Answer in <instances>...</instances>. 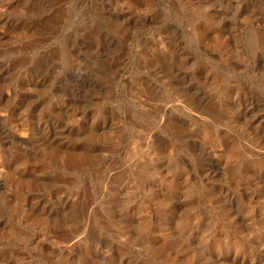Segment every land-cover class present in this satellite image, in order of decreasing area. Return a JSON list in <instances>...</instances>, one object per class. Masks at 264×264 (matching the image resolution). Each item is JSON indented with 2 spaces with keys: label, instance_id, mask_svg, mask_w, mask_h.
Wrapping results in <instances>:
<instances>
[{
  "label": "rangeland",
  "instance_id": "374dc122",
  "mask_svg": "<svg viewBox=\"0 0 264 264\" xmlns=\"http://www.w3.org/2000/svg\"><path fill=\"white\" fill-rule=\"evenodd\" d=\"M0 264H264V0H0Z\"/></svg>",
  "mask_w": 264,
  "mask_h": 264
}]
</instances>
